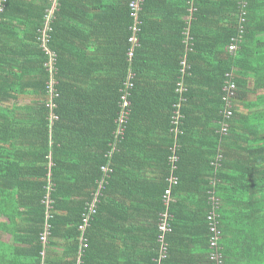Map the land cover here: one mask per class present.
Masks as SVG:
<instances>
[{
	"label": "trees",
	"instance_id": "trees-1",
	"mask_svg": "<svg viewBox=\"0 0 264 264\" xmlns=\"http://www.w3.org/2000/svg\"><path fill=\"white\" fill-rule=\"evenodd\" d=\"M57 3L48 18L49 0L0 2V67L5 36L17 34L11 22H22L32 35V44H24L32 58L20 67L31 79L2 75L0 69V103L15 95L32 103L27 111L32 121L23 128L32 129L34 157L21 160L31 163L35 178L26 180L28 169L21 168L8 187L13 193L0 192V215L8 220L3 231L10 236V242H0V264H126L131 259L132 264H158L163 210L173 222L172 233L164 237L168 251L162 264H214L210 253L223 264H264V141L247 143L249 155L235 160L236 168L228 156L229 150L234 157L247 149L228 141L238 105L251 91L247 81L261 71L264 56L255 47L264 33V0ZM186 16L193 22V41L183 57L180 32ZM60 22H85L91 27L88 39H100L89 46L86 66L80 55L86 42L77 45L75 29L67 31ZM162 22H178L179 38L173 39L179 52L169 70L158 75L156 60L148 55L155 48L149 36L153 29L160 32L155 24ZM239 31L244 38L233 57L213 62L203 52L200 34L217 51L237 43ZM100 49L102 57L96 53ZM207 77L214 88L201 95L197 84ZM224 82L236 87L227 100ZM201 97L207 98L204 103ZM2 149L1 178L18 160L15 149ZM171 175L177 184L166 208L162 200ZM140 215L150 219L146 226L131 223L130 216ZM106 235L112 240L107 242Z\"/></svg>",
	"mask_w": 264,
	"mask_h": 264
},
{
	"label": "crops",
	"instance_id": "crops-1",
	"mask_svg": "<svg viewBox=\"0 0 264 264\" xmlns=\"http://www.w3.org/2000/svg\"><path fill=\"white\" fill-rule=\"evenodd\" d=\"M192 8L194 9V7L192 6ZM195 10V9H194ZM79 17H82L80 15H77V19H79ZM193 20V17H192ZM185 21L184 22V27L182 30V33L180 32V36L183 37V39L180 41L183 45H184V51H183V57L186 56V53L191 51L190 50V46H192V36H191V30H192V24L193 22H191V16L190 17H185ZM85 22H60V24H62V26H64V29L69 31L71 29H75L76 34L74 37V42H76V44L78 45L80 41L86 42V45L84 47H81V59L84 62L83 65L86 66L85 64L88 63V59H90L92 57V54L90 52V47L91 44H95L96 41H100L99 38L96 39V35L90 39H88V33L89 30L91 29L90 26H85L84 25ZM100 23V22H99ZM215 22H211V24H214ZM101 24V23H100ZM23 23H19V22H11V24L9 25L12 31H16V35H12V34H8L7 36H5V46L3 47V54H2V58H4V62L1 64V74L4 75L6 72L8 73V75L10 74H16L18 73L20 75V79L21 78H28L31 79L30 77V73L28 72V70H25L23 68L24 65L28 64V61L30 58H32V54L29 51V45H31V39H32V35L31 33H27L23 28H22ZM158 26H161L160 32L157 31V29H153V31H151V34H153L152 36H149V42L155 44V48L149 52V56L152 57V59L156 60V66L155 68L158 71V75L161 72L164 71H168L170 66L167 67L168 63H170L171 59L179 52V49L176 48L177 45L179 44V41H174L173 36L176 37L177 39L179 38L178 35V22H162L161 24H155ZM111 29H105L106 31H109ZM215 29V27H213V30ZM64 30V32H65ZM162 32V33H161ZM66 33V32H65ZM223 32L220 31V34H222ZM30 34V35H29ZM155 34V35H154ZM91 35V34H90ZM66 36H69L66 33ZM238 36H240V39L237 43H235V50L234 51H230L229 45L233 43V41H231V43H229L227 46L222 47V48H217V51L214 49V51L212 50L211 47H208L210 45V41L209 40H204L203 39V34H200V45H202L203 47V52H205V54H207L206 56L210 58V60H212V58H215V61L219 62L220 60L227 58V55H229L230 57H233L237 51L239 50V46L243 41L244 38V33L241 31H239ZM98 37V36H97ZM258 39H260L262 42L255 47V51L256 52H260L261 56H264V33H261L257 36ZM29 44V45H24V44ZM162 43H166V44H162ZM67 44L68 46V50L70 48V44L69 43H65L64 46ZM250 45V44H249ZM63 46V48H64ZM190 47V48H189ZM101 51V49L96 52L99 53ZM181 51V50H180ZM240 51V50H239ZM247 52V51H246ZM250 54V52H248V55ZM97 54H95L96 56ZM86 56V57H85ZM104 56V54H100L98 57H102ZM85 58V59H83ZM249 58V57H248ZM79 59V58H78ZM77 59V61H78ZM213 61V60H212ZM213 61V62H215ZM23 62V63H22ZM260 68L259 70H261L257 75L256 79L252 77H249V80L247 81L248 84V89L251 90L249 95H248V99H245V101L243 103H240V105H238V110H236L237 112V119L235 120V128L234 130H232L231 135L229 137V141L230 143H237V145L239 147H241L242 149H246V151L243 152H234V157H232L230 155V150L228 151V156H229V160L234 159L231 162V165L236 168L238 167L235 160H239V159H243L244 157H247L249 154L247 153V151L249 149H251L250 147H246L245 145H247V143H249L251 140H262L264 141V75H262L263 71H264V57L263 59L260 61ZM216 65V63H214ZM77 67L79 64H76ZM154 64H152L153 66ZM81 66V65H79ZM151 66V65H150ZM167 67V68H166ZM26 69H32V68H26ZM146 69H148L146 67ZM206 69L211 72L212 68L210 65L206 66ZM149 70V69H148ZM151 70V69H150ZM160 71V72H159ZM152 74H155V69L152 67ZM214 74V72H211ZM6 75V74H5ZM157 76V75H156ZM30 77V78H29ZM83 79V78H82ZM225 86L227 85L226 82ZM197 86L199 88H201L200 93L201 95H204L205 92H212L213 88H214V80L211 79L210 77L206 78L205 82H202V80H199V84H197ZM225 90V87L223 88V91ZM13 94V92H12ZM18 95H15L12 99L6 101H3L2 103H0V140L4 137L6 140L9 141H0V151L4 149H15V153H16V159H18L13 166L9 167L7 170V175L3 174V178L0 177V192H3L4 194H12L13 190L9 189L8 187L10 186V182L14 181V178H12V176H17V172L19 173V170L21 168H25L28 169V172L24 178L28 181L31 180H35L34 175H33V169H32V165L31 163H24L22 162L21 159H25L27 157L25 156H32L33 155V150L32 145L34 144L33 141V137H32V133L31 130L32 129H24V126H28L31 118L28 115L29 108L32 106V103L29 99L26 98V96L21 95L20 97H16ZM207 98L205 97H201V99H198L200 103H204L206 101ZM4 116V117H2ZM20 124H23V126H21ZM26 124V125H25ZM250 140H248V139ZM259 141V142H260ZM258 142V143H259ZM16 144H19L16 146ZM236 145V144H234ZM15 146V147H14ZM20 146L22 148H20ZM24 153V157L21 155L22 154H17L18 152ZM49 154H51V151L49 152ZM238 154V155H237ZM51 156V155H50ZM241 156V158H239ZM255 154H253L252 157H254ZM48 157V156H47ZM46 157V158H47ZM50 158V157H48ZM244 160V159H243ZM49 164L50 166L51 164V160L49 159ZM246 162V161H243ZM150 175V173H149ZM8 176V177H7ZM48 177H50V175H47ZM172 177V175L170 176V178ZM9 178V179H8ZM168 178V180L170 179ZM176 178V177H174ZM3 184V185H1ZM46 199V200H45ZM44 201H48V196H45ZM163 202V200H162ZM23 210V208L21 209ZM165 211L163 210L162 212H160L158 214V217H160V215L162 213H164ZM213 213L210 211V214ZM141 216V217H140ZM140 216H130L131 223H134L137 226H146L148 224V222L150 221V219L147 220V218L145 217V215H140ZM106 220V219H105ZM172 222H173V216H172ZM171 222V223H172ZM8 223V220L0 215V242L3 243H8V241L10 242V236L8 234H6L3 231V227ZM172 226V225H171ZM103 229L106 231L107 233V229L108 226H103ZM97 233V232H96ZM172 233V231L170 232ZM98 234V233H97ZM108 234H111V232H109ZM120 235L123 236V234L121 233ZM106 240L107 242L111 241L112 239L106 235ZM128 240V239H127ZM61 243V241H60ZM131 244V243H130ZM23 247V246H21ZM57 255H60L62 252V249L59 248L58 250H55ZM54 252V251H53ZM97 253V251H96ZM119 254H121L120 251H118ZM132 255V254H131ZM159 255H160V247H158V258L155 259L154 261L157 263V260L159 259ZM211 255L212 253H210V260L212 262H214L211 259ZM124 259V257L122 258V260ZM167 259V258H166ZM165 260V259H164ZM161 261L162 262L164 261ZM126 261V260H125ZM129 261L131 264L134 262L132 259L131 260H127ZM129 262H127L126 264H129ZM215 264V262H214Z\"/></svg>",
	"mask_w": 264,
	"mask_h": 264
},
{
	"label": "built area",
	"instance_id": "built-area-1",
	"mask_svg": "<svg viewBox=\"0 0 264 264\" xmlns=\"http://www.w3.org/2000/svg\"><path fill=\"white\" fill-rule=\"evenodd\" d=\"M1 1L2 0H0V2ZM49 1L51 2V9H50V11H48V18L51 16V14L53 13V11L56 9V7L58 5V3H57L58 0H49ZM136 6H137V4H134V7H136ZM1 10H2V7L0 6V11ZM240 20H241V22H244V19H240ZM130 42H131V44H136L138 41H137V38L135 36H132L130 38ZM228 49L231 52L234 51L235 50V43L233 42L232 44H230ZM130 55H132L131 52H130ZM128 85L130 86L131 84L129 83ZM126 86H127V84H126ZM226 86L227 87H225V94H226L225 100H227L230 96H232L234 94L235 89H236L234 84H227ZM122 105H123V107H125V105L127 106V102L126 103L123 102ZM173 112H174L173 116H172L173 123H174V126L177 127L178 122H179V117H180L179 113L180 112H179L178 108L175 109ZM123 114H125V112H123L122 115ZM227 115H230V113H228ZM121 122H122V120H121ZM170 160L175 163L177 161V157L176 156H172L170 158ZM171 181H172L173 184H176V181H173V180H171ZM170 193H171V190L169 188L166 189V191L164 192V195H163V201H165V202L168 201V199L170 198ZM211 218L212 217H210V219ZM81 228H83V227H81ZM159 230L161 232V235L159 236V242H160V245H161L160 246L159 259L161 260L162 258H165V254H166V245H165V243L163 241L164 233H166V232H168L170 230L169 229L168 216L167 215H163L162 216L161 224L159 225ZM42 240H44V238Z\"/></svg>",
	"mask_w": 264,
	"mask_h": 264
},
{
	"label": "bare ground",
	"instance_id": "bare-ground-1",
	"mask_svg": "<svg viewBox=\"0 0 264 264\" xmlns=\"http://www.w3.org/2000/svg\"><path fill=\"white\" fill-rule=\"evenodd\" d=\"M180 90H182V88H180ZM227 115V114H226ZM227 116H230V115H227ZM171 180H173V181H176V184H177V180H176V178H174V177H171L170 179H169V183H170V190H171V186H173V185H176V184H173L172 183V181ZM171 194V193H170ZM96 197L97 196H95L94 197V199H93V206H96L97 205V203H96ZM171 198H169L168 199V201L167 202H165V201H163V203L166 205V208L168 207V205L171 203ZM48 202V201H47ZM91 211V210H90ZM90 211L88 212V214L87 215H89V213H90ZM212 214L213 213H211V215H210V217H212ZM163 215H167L168 216V224H169V231L168 232H166V233H164V237L166 236V234H168V233H170L171 231H172V226H171V222H172V217H171V215L168 213V212H164V213H162L161 215H160V217H159V224H158V229H159V225L161 224V220H162V216ZM210 217H209V219H210ZM213 218V217H212ZM81 227H83V228H81L83 231H85V225L83 224ZM159 232H160V230H159ZM160 235H161V232H160ZM44 241H45V239H44ZM163 241H164V238H163ZM165 243V242H164ZM166 245V244H165ZM167 246V245H166ZM86 246L84 245L83 246V248H85ZM167 247H166V254H165V258H166V256H167ZM160 256V255H159ZM165 258H162L161 260L160 259H158V264H161V261L163 260V259H165ZM211 259L215 262V264H223V262L220 260V256L219 255H217V254H213L212 253V255H211ZM81 263H83L81 260H78V263L77 264H81Z\"/></svg>",
	"mask_w": 264,
	"mask_h": 264
},
{
	"label": "rangeland",
	"instance_id": "rangeland-1",
	"mask_svg": "<svg viewBox=\"0 0 264 264\" xmlns=\"http://www.w3.org/2000/svg\"><path fill=\"white\" fill-rule=\"evenodd\" d=\"M102 172L106 173V172H107V168L103 167V168H102ZM104 186H105V185L100 184V185H99V189H100V190H103V189H104V188H103ZM97 195H98V194H96L95 196H97ZM170 198H171V194H170ZM171 200H172V199H171ZM171 202H172V201H171ZM171 217H172V216H171Z\"/></svg>",
	"mask_w": 264,
	"mask_h": 264
}]
</instances>
